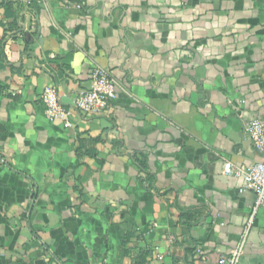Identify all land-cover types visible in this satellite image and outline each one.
Masks as SVG:
<instances>
[{
	"label": "crops",
	"instance_id": "obj_1",
	"mask_svg": "<svg viewBox=\"0 0 264 264\" xmlns=\"http://www.w3.org/2000/svg\"><path fill=\"white\" fill-rule=\"evenodd\" d=\"M94 67L109 112L50 121L45 87L70 108ZM255 118L264 0H0V264H264V208L223 174L263 159Z\"/></svg>",
	"mask_w": 264,
	"mask_h": 264
},
{
	"label": "built area",
	"instance_id": "obj_2",
	"mask_svg": "<svg viewBox=\"0 0 264 264\" xmlns=\"http://www.w3.org/2000/svg\"><path fill=\"white\" fill-rule=\"evenodd\" d=\"M78 7L80 8L81 5ZM117 94L118 83L111 72L102 67H94L91 70V87L80 90L70 108H66L61 102L55 85L45 87L40 98L45 106V115L50 121L63 120L65 127H71L72 111L84 118L103 116L111 109ZM245 130L254 148L263 156V159L251 165L241 166L226 162L223 174L237 177L241 189L254 193L255 206L253 215L248 221L250 225L256 212L264 208V119L255 118L249 121ZM219 263L239 264V253L236 252L230 256L223 255Z\"/></svg>",
	"mask_w": 264,
	"mask_h": 264
},
{
	"label": "trees",
	"instance_id": "obj_3",
	"mask_svg": "<svg viewBox=\"0 0 264 264\" xmlns=\"http://www.w3.org/2000/svg\"><path fill=\"white\" fill-rule=\"evenodd\" d=\"M137 162H138L141 170L146 175L145 178H143V181L146 182L147 184H149V187L153 188L154 181H155V176L149 171L146 158L143 157L142 159H139ZM180 219L188 227H191L192 226V216H190V215H188L186 213H183L181 215V218ZM134 234H135L134 232H130V233H127V234H123V241H122V243H123V246L124 247H126L129 244L130 239L133 236H135Z\"/></svg>",
	"mask_w": 264,
	"mask_h": 264
}]
</instances>
